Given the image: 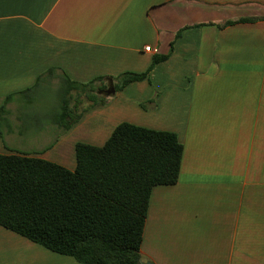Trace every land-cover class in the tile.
Masks as SVG:
<instances>
[{"label":"crops","instance_id":"obj_1","mask_svg":"<svg viewBox=\"0 0 264 264\" xmlns=\"http://www.w3.org/2000/svg\"><path fill=\"white\" fill-rule=\"evenodd\" d=\"M263 18L264 0H0V154L72 171L77 143L121 123L173 133L179 176L151 191L141 261L264 264ZM239 19L255 21L218 28ZM153 56L167 59L63 132L65 77L142 73ZM0 264L78 263L0 227Z\"/></svg>","mask_w":264,"mask_h":264},{"label":"trees","instance_id":"obj_2","mask_svg":"<svg viewBox=\"0 0 264 264\" xmlns=\"http://www.w3.org/2000/svg\"><path fill=\"white\" fill-rule=\"evenodd\" d=\"M254 21H228L218 28ZM166 59L153 56L142 73L87 83L65 77L59 114L67 121L63 132L85 112L108 103L111 97L101 94L108 80L121 91L147 79ZM182 154L175 134L129 123L116 126L100 147L77 143L72 171L26 154H0V227L78 264H140L151 191L177 183Z\"/></svg>","mask_w":264,"mask_h":264},{"label":"rangeland","instance_id":"obj_3","mask_svg":"<svg viewBox=\"0 0 264 264\" xmlns=\"http://www.w3.org/2000/svg\"><path fill=\"white\" fill-rule=\"evenodd\" d=\"M41 90L40 92H38V96H36V106L40 109L42 108H46V106L51 107L52 101L55 98V93L53 90H51L50 88H46L45 90L41 88H39L37 91ZM36 91V92H37ZM62 95V92H60L59 98ZM57 98V96H56ZM84 106V104H82V106L79 107V110Z\"/></svg>","mask_w":264,"mask_h":264},{"label":"water","instance_id":"obj_4","mask_svg":"<svg viewBox=\"0 0 264 264\" xmlns=\"http://www.w3.org/2000/svg\"><path fill=\"white\" fill-rule=\"evenodd\" d=\"M101 94L105 97H112L115 95V90H114V86H113V82L112 80H108L107 81V87L105 90H103L101 92ZM140 264H150V263H144V262H140Z\"/></svg>","mask_w":264,"mask_h":264},{"label":"built area","instance_id":"obj_5","mask_svg":"<svg viewBox=\"0 0 264 264\" xmlns=\"http://www.w3.org/2000/svg\"><path fill=\"white\" fill-rule=\"evenodd\" d=\"M144 51L146 53H153V54L157 53V50L156 49H151L149 47H145Z\"/></svg>","mask_w":264,"mask_h":264}]
</instances>
